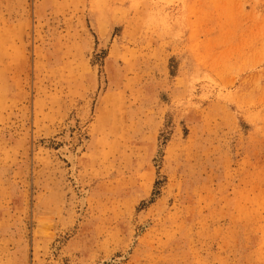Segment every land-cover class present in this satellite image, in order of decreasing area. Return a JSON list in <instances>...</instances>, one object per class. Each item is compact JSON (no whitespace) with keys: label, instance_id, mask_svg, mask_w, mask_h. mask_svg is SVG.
Here are the masks:
<instances>
[{"label":"rangeland","instance_id":"374dc122","mask_svg":"<svg viewBox=\"0 0 264 264\" xmlns=\"http://www.w3.org/2000/svg\"><path fill=\"white\" fill-rule=\"evenodd\" d=\"M0 264H264V0H0Z\"/></svg>","mask_w":264,"mask_h":264},{"label":"bare ground","instance_id":"6f19581e","mask_svg":"<svg viewBox=\"0 0 264 264\" xmlns=\"http://www.w3.org/2000/svg\"><path fill=\"white\" fill-rule=\"evenodd\" d=\"M109 41H110V37H106L104 40V46H107ZM61 153H63V155L70 161L71 165H73L72 168H74L75 154L70 153L69 150L67 149H62ZM85 198H86V192L80 193V197H79V206H80L79 212L80 213L82 212L84 208ZM48 228H49V223L43 222L41 220V221H38L36 232L40 236H45L47 234Z\"/></svg>","mask_w":264,"mask_h":264}]
</instances>
